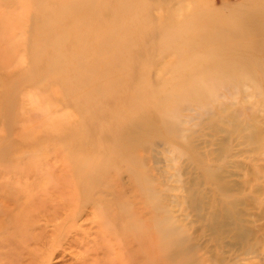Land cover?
Listing matches in <instances>:
<instances>
[{
    "label": "rangeland",
    "instance_id": "obj_1",
    "mask_svg": "<svg viewBox=\"0 0 264 264\" xmlns=\"http://www.w3.org/2000/svg\"><path fill=\"white\" fill-rule=\"evenodd\" d=\"M0 264H264V0H0Z\"/></svg>",
    "mask_w": 264,
    "mask_h": 264
}]
</instances>
